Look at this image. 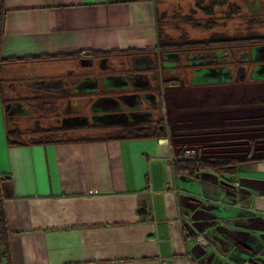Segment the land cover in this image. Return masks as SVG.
<instances>
[{
    "label": "crops",
    "instance_id": "crops-1",
    "mask_svg": "<svg viewBox=\"0 0 264 264\" xmlns=\"http://www.w3.org/2000/svg\"><path fill=\"white\" fill-rule=\"evenodd\" d=\"M195 1L2 0L0 196L11 264H239L264 247V73L252 67L217 66L210 82L201 77L207 66L191 68L200 95L178 101L194 111L178 119L193 124L194 143L209 151L189 157L229 162L196 177L176 171L183 143L171 134L8 142L6 101L55 91L92 66L84 59L156 52L161 9ZM245 1L264 8V0ZM93 81L82 75L74 92L96 91ZM114 87L125 88L117 81L105 89Z\"/></svg>",
    "mask_w": 264,
    "mask_h": 264
},
{
    "label": "rangeland",
    "instance_id": "rangeland-1",
    "mask_svg": "<svg viewBox=\"0 0 264 264\" xmlns=\"http://www.w3.org/2000/svg\"><path fill=\"white\" fill-rule=\"evenodd\" d=\"M260 8L248 5L245 0H197L162 8L160 15L158 14V21L164 35L171 40L180 42L183 36H185V41L213 39L216 43L211 48H222L227 49V51L223 52L224 50H221L206 54L199 52L189 56L185 54L186 51L180 49L182 57L179 61L174 60L177 63L176 67L162 72L155 67L159 64L157 51L145 52L146 54H141V58L116 55L115 60H111V57L103 58L99 60L100 62L95 61L94 65L87 69L83 70L81 68L80 73L68 74L63 78V85L62 83L59 85L62 87L58 86L55 91L43 87L41 88L42 93H29L31 98L28 99L25 98L26 95L17 93L14 97L21 95V101L26 102L28 106L26 110H29L28 114L16 119L19 123L17 128L25 132L19 140L20 143H43L54 138L65 142L76 138L87 139L117 134L119 130L113 127L96 130L92 127L86 129L77 126L71 127L63 133L60 132L59 135L33 132L39 131L37 129L61 128V120L65 117L90 115L92 113L90 104L98 97L111 96L116 93L146 92L145 94L152 95L153 100H144L141 105H135L133 111L139 112L145 118H149L154 114L153 119L163 120V125L167 128V135L171 134L172 141L177 145L183 143L179 145V155L183 156L187 152L186 157H189L204 150L209 151L207 148L201 149L194 143L193 124L186 122L185 125L181 119H178L179 115L191 117L194 114L193 110L184 109L182 105L178 104V101L184 96L185 100L191 101L192 97L200 95L197 93L199 89L189 84L190 65L210 61L213 66L224 67L226 65L239 72H245V70L249 72L252 64L247 61L251 49L248 45H250L249 43H257L258 38L264 37V8L262 7V10ZM249 38L257 39L249 40ZM229 39L234 41L222 43L223 40ZM246 53L248 54L242 55ZM102 61L105 62L102 66H99ZM104 65L107 66L105 71H103ZM207 69L210 71L201 73V77H204L203 81L215 80L216 76L211 74L214 71L213 68L207 67ZM107 74L119 76L113 78L109 76L102 77ZM244 74L246 75V73ZM82 75H88L91 79H94L93 84L97 87L96 91L88 94L74 92L75 81ZM117 81H122L125 88L105 89V87ZM134 82L140 83L139 86H135ZM126 83L129 84L128 87H126ZM2 94L9 95L5 89H2ZM126 107H123L124 110L127 109ZM13 123L12 117L10 122V128L12 129ZM184 127L187 129H184ZM196 143L199 144V140Z\"/></svg>",
    "mask_w": 264,
    "mask_h": 264
},
{
    "label": "trees",
    "instance_id": "trees-1",
    "mask_svg": "<svg viewBox=\"0 0 264 264\" xmlns=\"http://www.w3.org/2000/svg\"><path fill=\"white\" fill-rule=\"evenodd\" d=\"M202 1V0H200ZM3 7H2V0H0V36L2 34V21H3ZM157 31H158V44L156 46L157 54H158V61L155 67L160 69V72L167 70L165 66L166 62H169L173 57L178 58L179 61L181 59V50L186 51V55L191 56L192 54L196 53H203L206 54L208 52H218L224 50L226 52L227 49L222 48H211L213 44L216 43L213 39L208 40H188L185 41V36L181 38V41L171 40L167 36L164 35L163 29L161 28L159 21L157 24ZM257 39V38H249V40ZM257 43H249L251 47L249 54L253 55V61L256 63H264V37H260L257 39ZM234 40H223L222 43H231ZM91 60V58H89ZM173 61V60H172ZM210 61L199 62L198 64L190 65L193 69L194 67H199L201 65H205L207 67H212L213 70L217 66H213L210 64ZM218 65V64H217ZM175 67V66H174ZM107 99L108 102L104 105H97V100ZM114 97L112 96H102L96 98L91 103V111L90 115H77L72 117H65L61 120V128L58 129H37L39 131H34L33 133L39 132L42 134H49V135H59L63 133L65 130H69L71 127L77 126L80 128H87L92 127L96 130L106 127H113L119 130L117 134L112 135L116 139H134V138H148V137H167V128L163 125V120L157 121L153 119V116L149 118H145L138 112H133V105L136 100V96L124 94L122 95V100L119 102H113ZM133 98V100H131ZM8 105V102H5V106ZM124 106H127L126 110H124ZM130 111V112H129ZM12 117L8 110H6V121H7V137L8 142L10 145L20 143V138L24 136L25 132L21 129L17 128L16 119L13 118L14 123L12 124L13 129L10 128V122ZM74 122V123H73ZM91 125V126H90ZM55 131V133H53ZM61 132V133H60ZM101 137V136H97ZM90 140H101L102 138H88ZM56 142H64V140H59L55 138L51 141H46L44 143H56ZM42 142L34 143L40 144ZM229 164L228 161L225 160H207L201 158H193V157H186L182 156L178 160L174 161V167L176 171L179 173L180 171H185L190 176H198L202 170L205 169H214L218 170L221 166H226ZM4 177V176H3ZM2 174L0 173V186L2 183L7 180L6 177L3 178ZM0 256L7 259L8 264L10 262V243H9V236H8V227L5 220V213L3 208L2 198L0 196Z\"/></svg>",
    "mask_w": 264,
    "mask_h": 264
},
{
    "label": "flooded vegetation",
    "instance_id": "flooded-vegetation-1",
    "mask_svg": "<svg viewBox=\"0 0 264 264\" xmlns=\"http://www.w3.org/2000/svg\"><path fill=\"white\" fill-rule=\"evenodd\" d=\"M247 61H249L251 64H252V68L253 69H256V70H258L259 72H261V73H264V63H260V62H254L252 59H253V55H250V54H248V56H247ZM92 61V60H91ZM103 62H105V61H102V63ZM91 65H93V62H92V64ZM135 83V82H134ZM127 85H126V87H128V83H126ZM97 90V89H96ZM94 92V91H93ZM146 92H132V93H130V94H128V95H135L137 98H136V100H135V103H134V107H135V105L137 106V104L139 105H141L142 104V102H144V100H153V97H152V95H148V94H145ZM122 95H124V94H121V93H116L115 95H111V97L113 96L114 98V100H113V102L115 101V102H119V101H121L122 100ZM105 97V96H104ZM108 97V96H107ZM100 100H97V105H104L105 103H107L108 102V100L107 99H102V98H99ZM131 100H133V98L131 99ZM133 107V108H134ZM6 110H8V112L10 113V116L11 117H13L14 119H17V118H20V117H22L23 115H25V114H28L29 113V110H26V108H23V105H22V101H15V102H12V101H10V102H8V105L6 106ZM131 111H133V109H131ZM130 112V111H129ZM133 112H135V111H133ZM139 113V112H138ZM146 118H148V117H146Z\"/></svg>",
    "mask_w": 264,
    "mask_h": 264
},
{
    "label": "built area",
    "instance_id": "built-area-1",
    "mask_svg": "<svg viewBox=\"0 0 264 264\" xmlns=\"http://www.w3.org/2000/svg\"><path fill=\"white\" fill-rule=\"evenodd\" d=\"M196 241L199 242L202 246H209V241L202 236L201 234L196 235ZM225 256L221 255L220 259H224ZM239 264H264V247L261 248L254 256L244 259Z\"/></svg>",
    "mask_w": 264,
    "mask_h": 264
},
{
    "label": "water",
    "instance_id": "water-1",
    "mask_svg": "<svg viewBox=\"0 0 264 264\" xmlns=\"http://www.w3.org/2000/svg\"><path fill=\"white\" fill-rule=\"evenodd\" d=\"M82 63H84V64H92V61L84 59V60H82Z\"/></svg>",
    "mask_w": 264,
    "mask_h": 264
}]
</instances>
